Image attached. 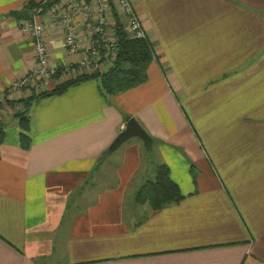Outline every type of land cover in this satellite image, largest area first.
<instances>
[{"label":"crops","instance_id":"obj_1","mask_svg":"<svg viewBox=\"0 0 264 264\" xmlns=\"http://www.w3.org/2000/svg\"><path fill=\"white\" fill-rule=\"evenodd\" d=\"M130 1L154 55L146 80L33 101L24 151L13 115L27 97L5 96L33 67L20 26L43 25L59 69L83 56L94 15L69 4L81 48L69 54L60 1L0 0V264H264V0ZM67 80L58 72L42 92ZM128 118L156 163L135 138L103 157ZM159 164L183 199L152 211L133 195Z\"/></svg>","mask_w":264,"mask_h":264},{"label":"built area","instance_id":"obj_2","mask_svg":"<svg viewBox=\"0 0 264 264\" xmlns=\"http://www.w3.org/2000/svg\"><path fill=\"white\" fill-rule=\"evenodd\" d=\"M54 0H40L41 3H47ZM59 4L64 5L62 8L59 4H54V8L58 11L56 22L61 27L64 33L63 44L69 54H76L81 51L80 46L76 42V24L72 20V11H69V4H73L79 11L81 18L90 15V10L93 12V17L90 23H86L85 34L87 38L86 48L83 49V56L76 61L74 66H64L57 69L50 63L46 47L44 44L45 29L43 25L29 26L23 23L20 26V32L32 41V56L33 67L29 73L19 80H15L6 86L7 96H12L15 93H23L25 97L31 93L39 94L44 90V84L48 82L58 72L66 76L68 79H73L77 72L91 73L106 69L111 60L114 58V51L111 46L113 38L111 33L110 5L113 7L116 14L122 19L124 30L130 39H143L144 34L140 26V22L134 13L133 5L130 0H58ZM91 2V4L89 3ZM93 6V8H92ZM83 22V20H82ZM108 28L107 34L105 28ZM104 54V56H103ZM100 66L102 69H100ZM20 103H16L14 111L19 110Z\"/></svg>","mask_w":264,"mask_h":264},{"label":"trees","instance_id":"obj_3","mask_svg":"<svg viewBox=\"0 0 264 264\" xmlns=\"http://www.w3.org/2000/svg\"><path fill=\"white\" fill-rule=\"evenodd\" d=\"M37 6L28 3L26 9L17 13V17L27 15L28 11ZM110 8V30L113 38L111 48L114 51V58L109 66L103 71L81 73L73 79L58 84L49 92L45 91L19 100L21 107L19 110L14 111L13 117L17 119L19 128L18 146L21 150L26 151L30 147L28 136L29 117L27 113L33 101L51 95H59L69 87L87 80L96 81L97 90L103 97L115 96L142 84L146 80V69L154 58L152 47L145 38L130 39L124 30L122 19L116 14L111 5ZM1 141L2 126L0 124V143ZM149 142H151V139H149ZM144 148L149 151L150 145L147 144ZM106 155L104 153L103 157ZM133 199L137 205H147L150 210L157 211L179 203L183 199V195L179 192L177 185L170 180L168 168L164 164H159L154 167L152 177L145 179L138 186Z\"/></svg>","mask_w":264,"mask_h":264},{"label":"water","instance_id":"obj_4","mask_svg":"<svg viewBox=\"0 0 264 264\" xmlns=\"http://www.w3.org/2000/svg\"><path fill=\"white\" fill-rule=\"evenodd\" d=\"M138 139L143 146L150 144L149 137L140 125L133 119L128 118L124 128L114 137L106 149V154L112 153L129 139Z\"/></svg>","mask_w":264,"mask_h":264},{"label":"rangeland","instance_id":"obj_5","mask_svg":"<svg viewBox=\"0 0 264 264\" xmlns=\"http://www.w3.org/2000/svg\"><path fill=\"white\" fill-rule=\"evenodd\" d=\"M108 20H109V22H111V19H110V17L108 18ZM100 69H102V67L100 66ZM16 94V93H15ZM14 95V94H13ZM5 96L6 97H11V96H7V94H5ZM19 101V100H18ZM18 101H16V103H20V102H18ZM21 104V103H20ZM133 139V138H132ZM139 141V140H138ZM139 143H140V145H141V147L143 146L142 145V143L139 141ZM144 148V147H143ZM146 151V150H145ZM155 152H156V149L155 148H153V150L152 151H146V152H143V151H141V153H143V155L146 153L147 155H149V160L153 163V162H155L156 163V161L154 160V158H156V155H155ZM151 174V173H150ZM150 174H148V176H151Z\"/></svg>","mask_w":264,"mask_h":264}]
</instances>
